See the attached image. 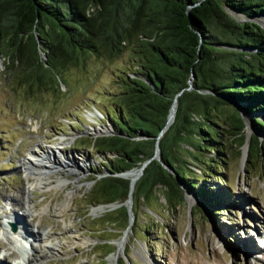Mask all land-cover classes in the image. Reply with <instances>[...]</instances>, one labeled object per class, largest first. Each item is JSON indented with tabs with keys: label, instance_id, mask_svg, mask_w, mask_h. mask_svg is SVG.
<instances>
[{
	"label": "trees",
	"instance_id": "obj_1",
	"mask_svg": "<svg viewBox=\"0 0 264 264\" xmlns=\"http://www.w3.org/2000/svg\"><path fill=\"white\" fill-rule=\"evenodd\" d=\"M259 19L264 0H0L3 75L33 93L51 89L53 78L65 84L61 74L69 66L125 54L114 74L119 89L104 109L112 135L89 141L103 158L96 173L108 175L92 179L86 205L125 202L129 180L117 175L144 162L132 200L145 201L159 187L164 205L174 208L183 201L182 185L206 203L208 189L191 169L220 181L214 170L223 154L239 153L245 143L241 112L264 136V121L252 116L264 112ZM249 140L245 171L253 156L262 169L264 142L256 134ZM156 146L159 160L152 158ZM117 210L120 219L105 223L122 222V232L128 214L123 205ZM83 219L92 221L87 210Z\"/></svg>",
	"mask_w": 264,
	"mask_h": 264
},
{
	"label": "rangeland",
	"instance_id": "obj_2",
	"mask_svg": "<svg viewBox=\"0 0 264 264\" xmlns=\"http://www.w3.org/2000/svg\"><path fill=\"white\" fill-rule=\"evenodd\" d=\"M258 24L264 29V19ZM124 60L125 54L111 60L91 57L63 70L65 84L55 78L51 81L52 75L47 74L51 89L28 93L3 75L5 61L0 55V264H25L23 260L28 264H109L111 260L113 264H262L264 167L259 169L254 156L246 171L245 167L250 136L256 134L261 142L264 136L250 128L249 116L242 112L245 143L239 153L232 149L223 154L220 170L213 169L220 181L200 177L199 170L191 169L198 183L208 189L206 203L181 185L183 201L172 208L164 205L157 187L145 201L131 199L128 214L132 221L122 232V222L109 224L120 219L119 211H114L118 207L101 212L94 210L97 206L86 205L92 179L106 175L96 173L103 158L89 141L110 134L104 109L119 89L114 74ZM223 111L226 115L231 110ZM252 116L264 121V112ZM33 151L44 158L42 162L48 161L46 165L56 163L58 168L43 177L44 184L30 189L33 180L24 170L30 165L24 161ZM59 159L72 160L68 164L73 167L57 164ZM56 177L65 181L63 186L56 187ZM70 191L75 192L69 206L55 213L56 205L68 200L65 195ZM32 210L36 215L26 216ZM86 210L90 222L83 219ZM16 219L23 220L28 233L38 230L49 235L48 242L59 245L60 255L50 256L37 239L22 244L20 234L7 225L16 228ZM23 247L28 248L26 253ZM107 251L111 253L104 256Z\"/></svg>",
	"mask_w": 264,
	"mask_h": 264
},
{
	"label": "bare ground",
	"instance_id": "obj_3",
	"mask_svg": "<svg viewBox=\"0 0 264 264\" xmlns=\"http://www.w3.org/2000/svg\"><path fill=\"white\" fill-rule=\"evenodd\" d=\"M99 128H97V130H98ZM101 129V128H100ZM105 132V131H104ZM63 144V143H62ZM55 150H56V152L57 153H59V149H58V147H55ZM43 155H45V157L47 158V159H50V157H49V154H43ZM32 157H34V158H32ZM244 158H245V155H244V157H243V159H242V164H243V162H244ZM42 160H44V158H42L41 156H38V155H35L34 154V151H33V153H31L30 154V156H29V159L27 158V159H25V161L24 162H29L28 164L30 165V166H24V170L26 171V174H27V177H28V179L29 178H32V180H33V183H31L30 184V189H33V188H35V186H37V185H40V184H44V183H42V179H43V177H45V176H50V172L49 171H54L53 169H57L58 168V166H55V164L56 163H53V164H45L46 162H48V161H44V162H42ZM72 161V160H71ZM71 161H68V160H63V159H59V160H57V164H58V162L61 164H63L64 163V167H73V166H70L68 163H70ZM67 163V164H66ZM23 165H26L25 163H23ZM129 178H133L134 177V175L133 174H130L129 176H128ZM47 178V177H46ZM56 179H57V185H56V187H61V186H63V184L65 183V181L64 180H62L61 178H57L56 177ZM74 192L75 191H70V192H68V193H66V195H65V197L67 198L68 197V200L67 199H65L64 200V202L63 203H61V204H58V205H56V208H55V213H61L65 208H67L68 206H69V204L71 203L70 201H71V197L73 196V194H74ZM44 210H47V207H45V208H43V210L42 211H44ZM37 214H40V212L39 213H37ZM34 215H36V213H35V211L34 210H32L31 212H30V214L29 215H26V216H34ZM14 221V220H13ZM18 225L16 226V231L17 232H15V233H19L20 234V239H19V241L20 242H22V244H26V243H28V240L29 239H31L32 240V242H34V240L35 239H37L38 241L37 242H39V243H41V244H43V247L44 248H46L47 249V252L49 253V255L50 256H56V255H60V252L58 251V248L57 247H59V245H56V244H53V243H50V242H48V239H49V235L46 237V234L44 233H42V234H40V232L38 231V230H36L35 232V234H33V233H28L27 232V229H25V223L23 222V220H22V222H21V220H19V219H16V221H15ZM24 223V224H23ZM24 226V227H23ZM37 229V228H36ZM126 236V235H125ZM125 236H124V238H125ZM46 237V238H45ZM123 238V239H124ZM122 239V241H120L117 245L119 246V248H122L123 247V242L126 240V238L123 240ZM36 241V240H35ZM31 242V243H32ZM87 242V240H85V241H81L80 243H82V244H84V243H86ZM30 249H31V251H33V250H35V249H33V247H31V245H30ZM45 249V250H46ZM36 251V250H35ZM48 255V256H49ZM24 262L23 263H25V264H28L29 262H28V260H23ZM261 262V261H260ZM109 264H113V262H112V260H111V262H109ZM262 264H264V256H263V260H262Z\"/></svg>",
	"mask_w": 264,
	"mask_h": 264
},
{
	"label": "water",
	"instance_id": "obj_4",
	"mask_svg": "<svg viewBox=\"0 0 264 264\" xmlns=\"http://www.w3.org/2000/svg\"><path fill=\"white\" fill-rule=\"evenodd\" d=\"M44 57V56H43ZM175 101L172 102L171 104V107H170V110H169V113L167 115V120H166V123H165V126H164V130L172 123L173 121V117H174V112H175ZM110 134L108 135H112V129L109 131ZM158 147L156 146L155 147V151H154V155H153V159L155 160H159V155H158ZM147 164V162H144L140 168L137 169V172H134L133 170H129V171H126V172H123V173H120L118 174L117 176L119 177H122V178H125V179H128L129 180V193H128V198L126 199L125 202H123L122 204H115V203H111V204H106V205H99L97 206L94 210H97V211H107L109 209H112V208H115V207H119L120 205H123L125 206L126 210H127V214H128V209H129V205H130V202H131V192H132V188H133V184L134 182L136 181V179L138 178L139 175H141L142 173V169L145 167V165ZM130 174H134V177L133 178H129L128 176ZM106 175H108V173H106ZM93 210V211H94ZM92 211V212H93ZM132 221V216L128 214V225L127 227L129 226L130 222ZM11 227V230L12 231H15V228L14 226L11 224L10 225ZM124 238V237H123Z\"/></svg>",
	"mask_w": 264,
	"mask_h": 264
}]
</instances>
